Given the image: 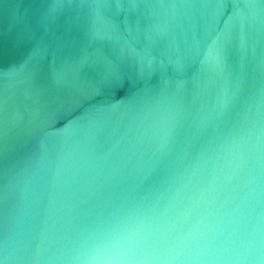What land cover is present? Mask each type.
Returning a JSON list of instances; mask_svg holds the SVG:
<instances>
[{
  "label": "water",
  "instance_id": "1",
  "mask_svg": "<svg viewBox=\"0 0 264 264\" xmlns=\"http://www.w3.org/2000/svg\"><path fill=\"white\" fill-rule=\"evenodd\" d=\"M0 264H264V0H0Z\"/></svg>",
  "mask_w": 264,
  "mask_h": 264
}]
</instances>
